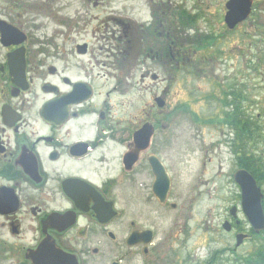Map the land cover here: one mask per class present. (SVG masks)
I'll use <instances>...</instances> for the list:
<instances>
[{"label": "flooded vegetation", "instance_id": "1", "mask_svg": "<svg viewBox=\"0 0 264 264\" xmlns=\"http://www.w3.org/2000/svg\"><path fill=\"white\" fill-rule=\"evenodd\" d=\"M203 2L192 14L170 0H0V264H167L152 215L149 158L163 163L152 144L164 127L152 122V101L165 107L187 44L200 45L184 26ZM250 7L224 23L241 29V70L206 95L218 109L208 121L234 172L254 178L264 218V0ZM204 61L193 76L213 78ZM145 125L153 133L136 155ZM237 189L239 208L218 227L233 245L212 249L207 264H264V225H250Z\"/></svg>", "mask_w": 264, "mask_h": 264}, {"label": "rangeland", "instance_id": "2", "mask_svg": "<svg viewBox=\"0 0 264 264\" xmlns=\"http://www.w3.org/2000/svg\"><path fill=\"white\" fill-rule=\"evenodd\" d=\"M170 1L173 6H176L175 2H182L187 12L196 13L193 9L196 0ZM223 1L204 0L198 9L200 16L195 18L193 25L184 26L186 37L198 33L200 40L204 36L214 38H208L203 43L207 47L195 54L189 49L192 55H187L189 63L205 59V72L210 73V67H213L214 77L199 79L193 76L194 65L187 63L183 76L172 80L164 92L165 107L158 108L152 101V122L164 125L163 128L156 126L152 148L171 178L166 205L161 207L154 198L151 200L153 222L160 225L155 244H161L167 264H196L198 261L206 264L212 249L222 247L224 243L233 245L229 238H219L221 231L218 228L227 208L232 205L239 208L238 189L232 178L235 170L233 157L222 142L224 135L220 134V127L208 121L218 114V109L215 110L216 106L206 95L214 91V79L221 80L225 73L236 74L241 70L242 48L239 49L240 44L236 43L242 40L241 29L232 34L226 31ZM209 3L211 5L207 8ZM205 9L208 10L202 15ZM200 44L202 46V42ZM187 47L194 48L188 44ZM232 64L234 66L230 69L228 66ZM163 91L164 85L161 84L157 93ZM182 103L189 107L181 109ZM144 190L148 195V188ZM169 204H174L175 209ZM236 252L240 255L241 248ZM233 256L231 253L229 257Z\"/></svg>", "mask_w": 264, "mask_h": 264}, {"label": "water", "instance_id": "3", "mask_svg": "<svg viewBox=\"0 0 264 264\" xmlns=\"http://www.w3.org/2000/svg\"><path fill=\"white\" fill-rule=\"evenodd\" d=\"M251 2L252 0H229L226 3L227 11L224 15L225 24L229 27H233L237 22L244 20L249 15ZM158 105L162 106L163 104L158 103ZM152 133L153 128L149 127V125L143 126L136 132L134 136V152L136 155L140 148L143 149L142 147H145L148 144ZM129 153H127L126 157H128ZM149 160L155 177L152 185V192L157 198L156 200L163 203L169 192L168 188H170L169 175L165 168H163V164L155 158V156H151ZM233 178L240 187L241 206L243 207V211L246 214L248 221L256 230L262 228L264 220L261 205H259L261 194L254 179L247 174L245 170L241 169L234 173ZM240 240L241 238H238L237 243H239Z\"/></svg>", "mask_w": 264, "mask_h": 264}, {"label": "trees", "instance_id": "4", "mask_svg": "<svg viewBox=\"0 0 264 264\" xmlns=\"http://www.w3.org/2000/svg\"><path fill=\"white\" fill-rule=\"evenodd\" d=\"M208 38L211 39V40L214 39L212 36H209ZM203 40H204V41H208V39L205 38V36L203 37L202 40H200V42H203ZM190 49H195V48H190ZM186 50H187V49L185 48V51H186ZM186 60H187V59L185 58V62H186ZM187 70H188V69H187ZM188 107H189L188 104H184V103H182V104L180 105V108L183 109V110H186Z\"/></svg>", "mask_w": 264, "mask_h": 264}]
</instances>
